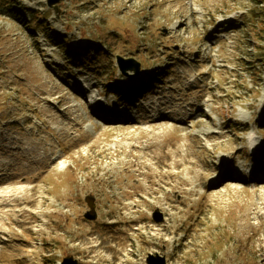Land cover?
Returning <instances> with one entry per match:
<instances>
[{"label": "rangeland", "instance_id": "rangeland-1", "mask_svg": "<svg viewBox=\"0 0 264 264\" xmlns=\"http://www.w3.org/2000/svg\"><path fill=\"white\" fill-rule=\"evenodd\" d=\"M49 1L0 0V264H264V0Z\"/></svg>", "mask_w": 264, "mask_h": 264}, {"label": "water", "instance_id": "water-1", "mask_svg": "<svg viewBox=\"0 0 264 264\" xmlns=\"http://www.w3.org/2000/svg\"><path fill=\"white\" fill-rule=\"evenodd\" d=\"M60 0H50L49 6L51 7L53 4L58 3ZM118 64L120 67V70L123 72H126L129 69H132L133 67L136 68V71L139 72L140 65L135 62L134 60H125L123 58L118 59ZM129 65V66H127ZM85 218L91 221H94L97 219V213L95 211H89L86 213ZM154 220L156 222L162 221V214L160 212H157L154 214ZM63 264H79V262L74 259L73 257L65 258L63 261ZM147 264H166V261L163 257H159L158 255H152L150 254L147 258Z\"/></svg>", "mask_w": 264, "mask_h": 264}, {"label": "bare ground", "instance_id": "bare-ground-1", "mask_svg": "<svg viewBox=\"0 0 264 264\" xmlns=\"http://www.w3.org/2000/svg\"><path fill=\"white\" fill-rule=\"evenodd\" d=\"M97 114L99 115V116H103V114H105V112L104 111H102V110H100L99 111V113L97 112ZM96 114V115H97ZM116 114H120V113H116ZM94 116H96L95 114H93ZM121 115V114H120ZM123 115V114H122ZM118 117V116H117ZM121 117H123V116H121ZM236 177H238V174H237V176ZM237 179V178H236ZM26 180V179H25ZM2 183H5V180H0V184L2 185ZM18 190H20V192L21 193H23L24 191H25V184L23 183V184H21L20 186H19V189ZM0 198L2 199V200H4V201H6V202H14V201H17L18 200V198H19V196L17 195V194H12L11 192H7V191H5L4 189L2 190V191H0ZM21 199L22 200H27L28 202H32V201H34L35 200V198L32 200V199H29V198H25V197H21Z\"/></svg>", "mask_w": 264, "mask_h": 264}, {"label": "trees", "instance_id": "trees-1", "mask_svg": "<svg viewBox=\"0 0 264 264\" xmlns=\"http://www.w3.org/2000/svg\"><path fill=\"white\" fill-rule=\"evenodd\" d=\"M243 62H245V64H246V61L245 60H243ZM248 64V63H247Z\"/></svg>", "mask_w": 264, "mask_h": 264}, {"label": "flooded vegetation", "instance_id": "flooded-vegetation-1", "mask_svg": "<svg viewBox=\"0 0 264 264\" xmlns=\"http://www.w3.org/2000/svg\"><path fill=\"white\" fill-rule=\"evenodd\" d=\"M93 208V207H92ZM93 211H94V209H93Z\"/></svg>", "mask_w": 264, "mask_h": 264}]
</instances>
